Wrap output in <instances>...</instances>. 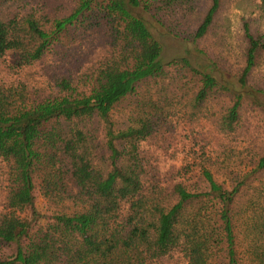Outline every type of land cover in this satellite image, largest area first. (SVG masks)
<instances>
[{
  "label": "trees",
  "instance_id": "1",
  "mask_svg": "<svg viewBox=\"0 0 264 264\" xmlns=\"http://www.w3.org/2000/svg\"><path fill=\"white\" fill-rule=\"evenodd\" d=\"M9 1L0 264H264V144L243 116L264 115V88L248 84L264 37L244 24L243 65L228 77L201 51L165 60L159 40L193 46L221 0L185 31L204 0H72L66 13ZM99 33L102 55L80 64L76 48ZM49 66L38 87L33 69Z\"/></svg>",
  "mask_w": 264,
  "mask_h": 264
},
{
  "label": "rangeland",
  "instance_id": "2",
  "mask_svg": "<svg viewBox=\"0 0 264 264\" xmlns=\"http://www.w3.org/2000/svg\"><path fill=\"white\" fill-rule=\"evenodd\" d=\"M26 1L31 4L44 2L46 3L45 11L57 9L59 13H66L72 5V0H10L7 3V9H16ZM220 5L211 29L203 38L196 41L193 46H188L181 38L160 30L159 40L163 45V58L166 60L174 56L187 54L195 59L198 52L201 51L202 55L214 61L226 76L234 77L243 65V52L246 45L243 35L244 24H248L252 33L264 37V4L260 0H221ZM207 7L208 0H204L193 15H189L185 20L181 19L182 26L179 27L180 30L185 31L186 27H193L202 18ZM104 40L102 34L99 33L84 41L81 48H76L75 50V53L79 56L78 62L80 64L81 62L82 64H89L100 58L104 51ZM50 61H53V59H50ZM11 63L12 59L10 57L0 61V80H12L15 78L16 75L8 73L6 68V65ZM43 66L47 70V65L45 64L37 66V68ZM67 67L75 66L67 65ZM37 68L33 69V72H38V74L33 75L35 77H33L35 85H38V87H50V80H52L51 71L55 67L49 66L48 72L45 73H40ZM248 84L256 88H264V52L258 56L256 67L250 74ZM243 116L244 123L251 128L250 132L254 136V141L259 145L264 144V115L258 110L256 114L245 112ZM150 150L155 153L154 148H150ZM166 154H159V157L162 158L161 163L166 161L164 159ZM184 155V152H177L173 163L179 166L180 160ZM165 163L168 165L170 160ZM36 200L38 208L42 212H47L48 206L39 193L36 194Z\"/></svg>",
  "mask_w": 264,
  "mask_h": 264
}]
</instances>
